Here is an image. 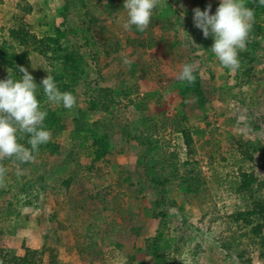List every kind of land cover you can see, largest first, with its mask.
<instances>
[{
  "label": "rangeland",
  "instance_id": "rangeland-1",
  "mask_svg": "<svg viewBox=\"0 0 264 264\" xmlns=\"http://www.w3.org/2000/svg\"><path fill=\"white\" fill-rule=\"evenodd\" d=\"M16 3L31 6L22 14L43 45L28 50L37 81L60 66L65 49L81 66L66 88L77 104L55 107L38 158L23 167L0 161L4 249L37 250L43 264H264V162L245 150L264 149V41L248 52L254 82L236 84V71L211 52L212 37L194 26V9L210 5L215 14L220 0H159L144 32L123 29L124 0H0V16ZM185 63L214 94L202 107L191 89L181 100ZM165 117L181 120L190 147ZM95 132L107 143L98 159ZM242 169L240 193L231 172ZM156 175L158 192L149 181Z\"/></svg>",
  "mask_w": 264,
  "mask_h": 264
},
{
  "label": "clouds",
  "instance_id": "clouds-1",
  "mask_svg": "<svg viewBox=\"0 0 264 264\" xmlns=\"http://www.w3.org/2000/svg\"><path fill=\"white\" fill-rule=\"evenodd\" d=\"M258 3L264 6V0ZM158 4L159 0H124L127 18L123 29L130 31L135 27L139 32L146 31ZM210 12V5L204 11L194 9V26L202 30L204 37H212L214 43L210 49L220 64L236 71L240 67L239 51L246 48L254 21L253 10L246 6L245 0H220L215 14ZM191 41L194 43L192 38ZM129 63L125 57L124 64ZM196 70L195 63H185L177 79L193 84ZM19 72L21 78L14 79L8 69V77L0 80V161L10 159L17 165L33 162L39 146L51 138V133L43 127L47 112L37 99L38 85L26 68L20 67ZM41 83L49 103L66 109L76 106L77 98L71 92L60 91L52 75L48 74ZM25 136L29 137L30 147L19 142ZM6 174L7 168L0 166V186L4 185Z\"/></svg>",
  "mask_w": 264,
  "mask_h": 264
},
{
  "label": "trees",
  "instance_id": "trees-1",
  "mask_svg": "<svg viewBox=\"0 0 264 264\" xmlns=\"http://www.w3.org/2000/svg\"><path fill=\"white\" fill-rule=\"evenodd\" d=\"M77 0H71L72 3H75ZM69 1H66L62 5V9L60 13L65 16V12L67 13L69 10ZM245 4L248 8L253 10L254 13V21L252 24V28L249 32L248 40H247V46L244 50L239 51L238 59L240 62V67L236 70L235 76L233 77V81L236 84H252L254 82V75L251 73V69L253 67V63H251V55L248 53L250 49L252 50H258L260 39L262 42L264 41V29L260 23V19L264 22V6H260L258 3V0H245ZM31 10V6L25 5L22 3H16V6L13 8V13H11L8 16H0V80L6 79L8 77V69L11 71V75L14 79L21 78L22 73L19 72L20 67H24L28 69L29 65V48H34L35 50H42V43L36 38V35H34L32 25L30 22H28L25 19V15H23V12H29ZM48 42H50V38H48ZM55 42V41H54ZM46 46L49 47L47 42H45ZM43 51V50H42ZM80 61L81 58L74 57V55L68 50L65 49V55L64 59H61L60 66L55 70H49L47 75L50 74L53 76L58 88L60 91H66L67 86L70 84V81H75L77 72L80 68ZM30 73V72H29ZM32 76L33 74L30 73ZM21 75V76H20ZM37 87L38 94V100L40 101V105L42 110H45L47 112V116L44 120L43 125H46L48 128L49 126L54 123L52 121L51 117L53 116V112L55 111V107H58L59 105L49 103L43 93L41 91L42 83L40 81H37L36 78H34ZM234 83V84H235ZM40 88V89H39ZM196 96V101L199 106H204L206 103L211 101V99L214 98V94L209 91V89L202 84L198 82H194L193 84H188L187 82H184L183 86L179 88V93L182 94V101L185 99V94L187 95L191 91ZM41 94H39V92ZM116 91V89H115ZM40 95V96H39ZM104 97L106 100H110L111 98H108V92H105ZM133 99L128 97L126 101L124 102L125 105H128L129 103L132 104ZM105 106H107V103H105ZM181 119H184V116H180ZM52 121V123H51ZM162 122L168 123L171 125V129L176 132H181V136L183 138V143L185 146L190 147L191 143V135L190 131L186 127H179L176 124H180L177 118L175 117H165ZM179 122V123H178ZM155 127V124H153ZM149 130V129H148ZM95 139L94 144H98V148H96L93 152L95 158L104 157L108 152L105 151V149L102 146H106L107 143L103 142V134H99L95 132ZM143 137L146 136V134H142ZM145 135V136H144ZM137 136V135H136ZM135 136V138H136ZM140 136V135H139ZM142 137V138H143ZM29 139L28 136H25L23 139H20L19 142L21 144H24L26 147H30V145L27 144V140ZM147 143V145H152L151 140L146 136L142 139ZM42 145L39 146V151L42 150ZM248 152H259L260 155L263 157L264 162V149L259 147H252L245 149ZM37 153H34V155ZM170 154L174 157L171 161V164H176L178 160V153L176 151H171ZM38 158L35 155V159ZM10 160V159H8ZM9 164L11 165H17L12 160L9 161ZM25 164H20L17 166H25ZM264 166V164H263ZM176 167V166H175ZM89 169H92V166L89 167ZM97 171V170H96ZM173 177H176L175 173H171ZM170 174V176H171ZM232 175L236 176L235 181H238L239 186V192H243L242 188H244L243 185H245V180H247V173L245 170L242 169L241 172L237 174L231 172ZM161 177L159 175L151 176L149 181L153 185V189L155 191L162 190L161 185ZM244 183V184H243ZM151 185V186H152ZM159 186V187H156ZM264 186V185H263ZM249 193V192H248ZM251 195V193H249ZM158 200H163V198H159ZM157 203V202H156ZM159 203V202H158ZM4 232V228L2 227V224H0V264H43V256L42 253L38 252L37 250L26 248L25 252L20 255H14L9 254L6 249H4V246L2 244V235ZM152 244V243H151ZM153 253L156 255L159 251V246L153 244ZM52 261V260H50ZM52 264V262L50 263Z\"/></svg>",
  "mask_w": 264,
  "mask_h": 264
}]
</instances>
